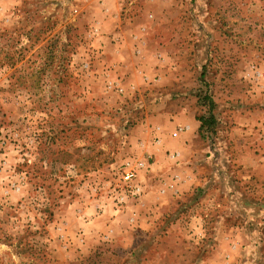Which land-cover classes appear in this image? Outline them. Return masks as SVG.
Returning a JSON list of instances; mask_svg holds the SVG:
<instances>
[{
	"label": "rangeland",
	"instance_id": "obj_1",
	"mask_svg": "<svg viewBox=\"0 0 264 264\" xmlns=\"http://www.w3.org/2000/svg\"><path fill=\"white\" fill-rule=\"evenodd\" d=\"M0 264H264V0H0Z\"/></svg>",
	"mask_w": 264,
	"mask_h": 264
},
{
	"label": "built area",
	"instance_id": "obj_2",
	"mask_svg": "<svg viewBox=\"0 0 264 264\" xmlns=\"http://www.w3.org/2000/svg\"><path fill=\"white\" fill-rule=\"evenodd\" d=\"M133 176V173L131 171L126 172V179L129 180Z\"/></svg>",
	"mask_w": 264,
	"mask_h": 264
},
{
	"label": "trees",
	"instance_id": "obj_3",
	"mask_svg": "<svg viewBox=\"0 0 264 264\" xmlns=\"http://www.w3.org/2000/svg\"><path fill=\"white\" fill-rule=\"evenodd\" d=\"M204 119H205V118H201V120H203V121H204ZM205 121H206V120H205ZM203 123H204V122H203ZM203 125H204V124H203Z\"/></svg>",
	"mask_w": 264,
	"mask_h": 264
}]
</instances>
